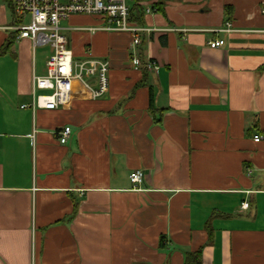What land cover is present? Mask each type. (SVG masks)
<instances>
[{
  "label": "crops",
  "instance_id": "0c3cea01",
  "mask_svg": "<svg viewBox=\"0 0 264 264\" xmlns=\"http://www.w3.org/2000/svg\"><path fill=\"white\" fill-rule=\"evenodd\" d=\"M127 4L147 29L135 49L129 33L88 31L97 17L62 24L74 57L108 61L109 87L96 100L75 87L56 110L30 107L51 49L37 60L0 31V264H184L198 251L200 264H264V0Z\"/></svg>",
  "mask_w": 264,
  "mask_h": 264
},
{
  "label": "built area",
  "instance_id": "2783aa9c",
  "mask_svg": "<svg viewBox=\"0 0 264 264\" xmlns=\"http://www.w3.org/2000/svg\"><path fill=\"white\" fill-rule=\"evenodd\" d=\"M9 9L12 25L0 27V31L16 35L17 40H27L31 49L48 46L51 54L45 63V74L32 79V109L56 110L70 103L75 87L85 90L91 99H102L108 94L109 64L105 58L92 56L87 51L83 57H74L69 45L68 31L62 23L74 16L97 17L101 28H89L94 33L98 30L125 32L132 37L135 49L141 42V34L147 29L132 25L129 21L128 0H3ZM148 12V10H147ZM227 24L226 32H230ZM222 40H215L210 48L223 46ZM131 64L142 66L138 56L131 54ZM145 68L157 72V65L147 61ZM70 129L64 128L59 134V142L66 143ZM261 136H255L259 142ZM133 189H137L143 180V172L133 171L128 176ZM247 203L241 208L246 209Z\"/></svg>",
  "mask_w": 264,
  "mask_h": 264
},
{
  "label": "trees",
  "instance_id": "16d2710c",
  "mask_svg": "<svg viewBox=\"0 0 264 264\" xmlns=\"http://www.w3.org/2000/svg\"><path fill=\"white\" fill-rule=\"evenodd\" d=\"M142 16H143V10L140 7L133 5L132 8L129 9V21L132 25L143 26ZM7 48L8 47L6 46L3 51L7 50ZM200 263H201V253L199 251L193 253H187L185 255L184 264H200Z\"/></svg>",
  "mask_w": 264,
  "mask_h": 264
},
{
  "label": "rangeland",
  "instance_id": "374dc122",
  "mask_svg": "<svg viewBox=\"0 0 264 264\" xmlns=\"http://www.w3.org/2000/svg\"><path fill=\"white\" fill-rule=\"evenodd\" d=\"M11 15L9 12V9L7 7V4L0 0V27L6 28L8 26L12 25ZM65 24L64 22L62 23ZM49 54V47H40L36 49V59L37 60H43L47 55Z\"/></svg>",
  "mask_w": 264,
  "mask_h": 264
}]
</instances>
